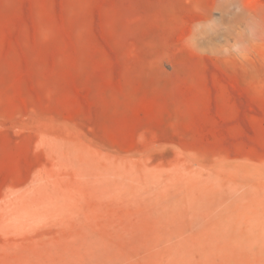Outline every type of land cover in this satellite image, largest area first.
<instances>
[{"label":"rangeland","instance_id":"1","mask_svg":"<svg viewBox=\"0 0 264 264\" xmlns=\"http://www.w3.org/2000/svg\"><path fill=\"white\" fill-rule=\"evenodd\" d=\"M232 4L0 0V264H264V48L181 49Z\"/></svg>","mask_w":264,"mask_h":264},{"label":"clouds","instance_id":"2","mask_svg":"<svg viewBox=\"0 0 264 264\" xmlns=\"http://www.w3.org/2000/svg\"><path fill=\"white\" fill-rule=\"evenodd\" d=\"M233 22L221 26L217 20L207 13L196 20L181 42V49L198 57H209L238 66L251 63L252 55L257 47L264 48V11H249L247 4L233 0ZM220 32L230 33L233 43L221 44L216 37ZM198 39H210L211 46L203 49L198 46Z\"/></svg>","mask_w":264,"mask_h":264}]
</instances>
